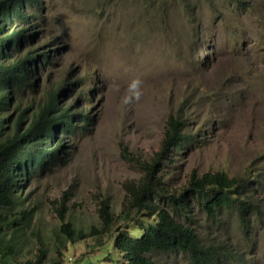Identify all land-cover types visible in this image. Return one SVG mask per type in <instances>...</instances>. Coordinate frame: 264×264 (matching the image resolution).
<instances>
[{
  "label": "rangeland",
  "instance_id": "rangeland-1",
  "mask_svg": "<svg viewBox=\"0 0 264 264\" xmlns=\"http://www.w3.org/2000/svg\"><path fill=\"white\" fill-rule=\"evenodd\" d=\"M240 1L246 6L224 0H43L30 47L47 46L53 58L36 87L14 98L10 125L19 116L16 106L37 104L42 86L64 80L82 82L61 102L86 110L92 121L76 137L65 138L61 162L22 184V205L14 213L34 214L17 240L12 264L35 260L42 249L46 264H89L105 251L108 234L61 244L58 210L65 194H73L66 222L78 230H100L99 211L109 201L115 229L130 230L138 239L144 222L134 213L128 222L122 214L125 186L143 179L139 162H150L160 151L172 114L195 139L160 173L166 190L181 191L194 171L200 177L217 171L233 177L263 169L256 160L264 155V0ZM136 78L144 82V95L125 106L122 98ZM176 219L194 228L202 242L230 238L246 248L234 210L222 212L217 223L198 206L190 220ZM256 238L254 254L246 248L248 264H264L263 226ZM121 258L111 252L100 264ZM154 260L189 264L183 254H159Z\"/></svg>",
  "mask_w": 264,
  "mask_h": 264
},
{
  "label": "trees",
  "instance_id": "trees-1",
  "mask_svg": "<svg viewBox=\"0 0 264 264\" xmlns=\"http://www.w3.org/2000/svg\"><path fill=\"white\" fill-rule=\"evenodd\" d=\"M224 1L237 8L246 6V2L240 0ZM43 8V0H0V210L10 215L0 214V264H12L11 260L18 253L17 240L32 222L33 211L14 213L22 205V184L37 171L44 173L61 162L65 138L76 137L78 130H87L92 121L86 110L79 112L70 106L62 107V89L76 88L81 83L67 80L56 88L46 86L37 104L34 102L23 110L20 105L16 106L19 116L10 125L11 117L7 115L12 111L14 98L36 87L34 65L46 60L41 49L29 46L34 39L30 31L38 20L37 13H42ZM82 97L81 94L80 99ZM194 139V134L186 132L185 121L172 114L160 151L150 162L137 160L145 174L138 184L125 186L128 197L122 214L128 222L133 221V213L144 222L137 228L142 232L138 239L129 233L130 230L115 229L109 201H105L99 211L100 230L93 228L86 232L67 223L71 193L65 194L58 210L61 233L65 236L61 244H77L108 234L105 251L97 254L96 260L89 259V264L102 263L111 252L122 257L121 261H111L112 264H158L154 256L159 254H183L189 264H248L250 254L246 248L252 247L251 255L254 254L258 245L256 232L260 226L264 227V155L256 160L263 169L249 175L231 177L225 171H217L200 177L194 171L181 191L170 192L165 189L160 173L166 164L174 163L175 156ZM193 206L203 209L207 219L215 223L222 212L234 210L246 248L235 245L230 238L202 242L194 228L176 219L190 220ZM10 227H13L12 234H8ZM46 253L47 250L42 249L35 260L17 264H46Z\"/></svg>",
  "mask_w": 264,
  "mask_h": 264
},
{
  "label": "clouds",
  "instance_id": "clouds-1",
  "mask_svg": "<svg viewBox=\"0 0 264 264\" xmlns=\"http://www.w3.org/2000/svg\"><path fill=\"white\" fill-rule=\"evenodd\" d=\"M31 10H28L27 12H29ZM43 11H44V8H43ZM35 10L32 12L34 13ZM40 15L43 14V12H39ZM38 25V24H37ZM33 28L31 29L30 33L32 32ZM33 36H36L37 35V32H33L31 33ZM35 38V37H34ZM33 41V40H32ZM30 46V45H29ZM32 48V46L30 47ZM47 46H44V47H40L39 49H41V53H45V56H46V60L43 64H39L36 62V64L34 65V69H36V76H35V79H36V83L38 81L37 79V76H39L40 74H42L44 71H46V66L47 64H49L52 60V53H53V50H47ZM34 49V48H33ZM64 81H67V80H64ZM64 81H60L58 84L60 83H63ZM69 81V80H68ZM76 81H81V80H76ZM82 82V81H81ZM50 82H47L45 86H42V90H44V88L47 86V88L49 86L53 87V88H56L57 85H49ZM143 80H141L140 78H136L132 81V83L129 85L128 89L126 90V95L122 98V104H124L125 106H130L133 104V102H139L141 100V98L143 97L144 95V90H143ZM81 85V83H80ZM79 86V85H78ZM77 86V87H78ZM76 87V88H77ZM76 88H71V89H68V88H63L62 89V92H63V95L61 96V98L65 97V94L67 93V91H71V90H76ZM34 89V88H33ZM32 89V90H33ZM27 91V90H25ZM25 91L23 92V94L25 93ZM83 95V93H81ZM16 95V94H15ZM17 96V95H16ZM61 100V99H60ZM84 103H85V100H82ZM61 105H64L62 107H68L67 105H65V103L61 102ZM71 107V105H69ZM74 109V108H73ZM77 111V110H75Z\"/></svg>",
  "mask_w": 264,
  "mask_h": 264
}]
</instances>
